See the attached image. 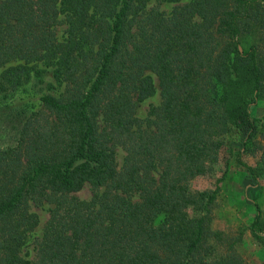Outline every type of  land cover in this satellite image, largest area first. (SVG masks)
I'll return each instance as SVG.
<instances>
[{"label": "trees", "instance_id": "1", "mask_svg": "<svg viewBox=\"0 0 264 264\" xmlns=\"http://www.w3.org/2000/svg\"><path fill=\"white\" fill-rule=\"evenodd\" d=\"M147 1L0 0V97L11 98L0 264H244L240 237L211 227L220 185L192 186L221 155L253 182L249 232L264 246V116L252 113L264 103V0H193L169 15ZM153 75L161 104L147 126L137 113ZM50 77L62 94L46 92ZM30 90L39 111L15 100ZM85 185L89 200L74 195ZM38 204L52 209L31 262Z\"/></svg>", "mask_w": 264, "mask_h": 264}, {"label": "rangeland", "instance_id": "2", "mask_svg": "<svg viewBox=\"0 0 264 264\" xmlns=\"http://www.w3.org/2000/svg\"><path fill=\"white\" fill-rule=\"evenodd\" d=\"M192 1L193 0H183L181 3H172L168 0H149L146 3V10L169 15L175 7L189 4ZM64 16L65 15L61 16V24L57 27L59 40H64L67 36L68 21ZM195 20L198 21V18L196 17ZM153 77L157 93L142 102L137 113L139 118L143 121V124L147 126L150 125V121L153 119V111L161 104L159 81L156 76L153 75ZM48 82L52 83L53 87L46 90L48 93L59 95L66 89L65 83L55 80L52 77L48 79ZM10 99V97L4 98V96H1V105L9 103ZM39 99L40 97L31 90L30 92H23L15 98L19 105L29 103L33 106L35 111H39L42 108ZM252 113L256 118L263 117L264 103H260L256 106ZM2 133L3 132H0V134ZM7 142V139L0 137V147L4 146ZM124 157L125 153L119 151V164H122ZM243 161L250 166L256 165V158L251 156H244ZM225 162L226 158L224 155H221L219 161L211 167L208 173L197 176L192 181V186L195 190L206 191L214 189L218 184L220 185L218 199L212 209V229L214 231L223 232L229 238L235 239L240 237L241 241L235 246L234 251L244 264H263L264 246L255 241L249 232L250 224L255 216V210L251 204L252 197L249 194V189H251L253 182L247 175L245 168L237 164L234 157L230 160L228 169L225 166ZM261 184L264 186V181H261ZM93 194L94 189L90 185H85V187L74 195L82 200H89ZM258 202L264 210V189L263 195ZM51 209L52 206L49 204L32 205L30 209L31 212L37 216L39 224L30 233L25 244L24 254L28 261L32 262V259L36 255V249L43 236V228L49 219Z\"/></svg>", "mask_w": 264, "mask_h": 264}]
</instances>
